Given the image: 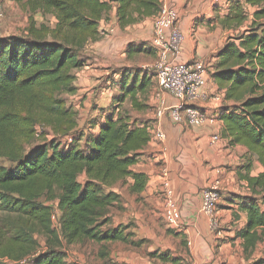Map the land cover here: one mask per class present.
Listing matches in <instances>:
<instances>
[{
  "label": "trees",
  "instance_id": "trees-1",
  "mask_svg": "<svg viewBox=\"0 0 264 264\" xmlns=\"http://www.w3.org/2000/svg\"><path fill=\"white\" fill-rule=\"evenodd\" d=\"M111 2L121 29L153 18L161 6L160 0ZM223 3V30H238L249 13L254 17L250 28L227 38L215 54L210 78L222 95V105L213 113L223 124L220 137L229 146H243L263 168L250 177V163L241 177L250 196L238 198L246 222L235 238L248 253L264 241V24L256 23L264 20V0ZM27 4L52 15L56 23L52 29L33 24L25 37L0 38V264H68L64 247L85 241L137 247L141 241H131V234H124L126 226L112 227L108 214L120 198L112 190L116 184L132 179V194L142 193L147 184V176L130 167L143 156L151 127L131 118L122 106L128 98L133 109L146 107L136 93L148 87L150 75L122 70L118 94L107 107L94 108L101 115L88 122L97 133L77 130L76 113L60 96L76 93L74 71L85 65L83 50L99 38V21L110 6L102 0ZM144 47L131 43L126 51L153 50ZM37 128H48L52 137L46 140ZM35 137L45 140L36 143ZM37 233L45 238L42 251H36ZM250 264H264V259Z\"/></svg>",
  "mask_w": 264,
  "mask_h": 264
},
{
  "label": "crops",
  "instance_id": "crops-1",
  "mask_svg": "<svg viewBox=\"0 0 264 264\" xmlns=\"http://www.w3.org/2000/svg\"><path fill=\"white\" fill-rule=\"evenodd\" d=\"M102 1L107 2L110 9L99 21V38L83 50L86 63L74 71L76 93L72 96L85 93L87 97H108V103L118 94L116 84L122 70L133 73L139 70L141 77L145 74L144 67L153 64L156 57L153 50L133 54L126 51L131 43L151 48L152 18L121 29L117 25L116 4L111 0ZM162 4L174 8L179 15L177 25L183 43L175 63L199 62L211 78L214 56L230 33L220 24L227 7L214 0H162ZM141 56L149 57V64L134 62ZM148 78V87L136 93L138 102L146 107L133 109L128 98L122 107L131 118L149 127L158 123L164 140L161 143L150 141L142 151L143 156L130 167L131 171L147 176L144 191L130 193L133 184L130 178L116 184L112 190L120 198L108 214L112 227H128L124 234H131L130 240L141 241V244L133 247L120 241L74 243L70 247L75 249L77 264H250L255 259H264L263 253H258L259 244L252 252L245 253L242 240L235 238V232L246 222L245 213L239 211L238 198L250 196L247 183L241 180L245 174L244 165L251 163L250 177L263 172V168L243 146H229L222 138L213 141L223 128L221 121L217 125L192 128L174 124L168 115L157 120L155 113L159 100L167 106L173 105L174 100L153 77ZM217 95L221 93L216 87L204 89L194 106L201 113L213 116L221 106L214 100ZM89 131L97 133V129ZM215 183L219 189L218 227L211 230L210 221L201 214L200 207L202 192ZM166 188L171 190L177 206L176 227H170L164 221Z\"/></svg>",
  "mask_w": 264,
  "mask_h": 264
},
{
  "label": "built area",
  "instance_id": "built-area-1",
  "mask_svg": "<svg viewBox=\"0 0 264 264\" xmlns=\"http://www.w3.org/2000/svg\"><path fill=\"white\" fill-rule=\"evenodd\" d=\"M216 3H223V0H214ZM160 10L152 18V32L150 45L156 54L154 63L155 78L158 85L174 100V104L167 106L164 101L159 100L156 108L157 120L168 115L170 120L176 125H186L197 128L204 125H217L216 116H208L199 111L194 106V102L199 97L202 90L209 88L207 72L199 62H189L185 64L175 63L180 53L183 43V36L177 25L179 15L177 11L162 4L160 0ZM249 11V8H245ZM2 6L0 3V18L2 17ZM213 86V85H211ZM217 103L222 102V97L214 96ZM150 141L161 143L164 134L157 123L149 129ZM221 140L220 132L213 137L214 142ZM218 183L206 188L202 192V202L200 212L210 221L211 230L218 227L216 217L217 205L219 201ZM164 197V221L170 227L178 226V210L173 200L171 190L165 189ZM56 215H52V222L55 223ZM190 245V243H188Z\"/></svg>",
  "mask_w": 264,
  "mask_h": 264
},
{
  "label": "rangeland",
  "instance_id": "rangeland-1",
  "mask_svg": "<svg viewBox=\"0 0 264 264\" xmlns=\"http://www.w3.org/2000/svg\"><path fill=\"white\" fill-rule=\"evenodd\" d=\"M0 3L2 6V12H3L2 17L0 18V38H5L9 36L25 37L28 33V29L33 24L35 28L44 26L45 28L52 29L55 26L56 20L52 15L42 13L39 10L31 9L29 5L27 4V0H0ZM251 14L252 13H249L247 15L246 21L244 22L243 26L240 29L231 30L230 33H228V35L226 36V40L227 38L236 37L238 36L239 33H242L248 28H250V26L254 22V17ZM256 23L264 24V20H258L256 21ZM155 57H156V54H155ZM148 60H149V57L141 56L139 58L137 57L134 62L137 64L139 63L149 64L147 63ZM154 63L153 64L150 63V65L145 66L144 70L146 73L150 75V78L152 77L154 78L156 84L158 85L157 80L155 78V71L153 67ZM207 76L209 79L210 77L208 73H207ZM211 85H213L212 82L211 83L209 82V86H210L209 88L214 87ZM101 87L108 89L106 85L104 86L102 85ZM117 91H118V87H117ZM81 94L82 93L78 94V96L62 94L60 98H62L66 102L67 107H71L72 110L76 113L75 121L77 123V130L84 131V133L87 134L88 132H90L88 128V122H90L89 120L94 119L97 116H100L101 113L98 111L99 108H102L106 104H109L110 101L107 103L108 97L101 99V98H98L97 95L92 96V97H87L85 93H83V96ZM220 97L222 96L220 95ZM218 104L222 105V103H218ZM93 108H97L98 110L93 111ZM41 132H45L46 140H49L53 135L48 128H46L44 131H41V128H37V134H40ZM42 140H45L44 137L43 138L35 137V140H33V142L39 143ZM62 140L63 142H67V139H62ZM248 162H250V160H248ZM0 163H3V162L0 160ZM245 166L247 165H244V167ZM256 167L257 166H255L254 168ZM83 180H84L83 177L79 178V182H82ZM48 204L51 205L52 203H48ZM52 206L54 207L55 204L53 203ZM33 238L34 240H36L38 244L36 251L44 250L45 249V238L39 233L35 234ZM259 245L260 246H258V253H261V254L263 253L264 255V241L260 243ZM64 251H65L68 264H77V259L74 253L75 249L73 247L67 246V247H64ZM28 258L29 256L26 257L25 260H27Z\"/></svg>",
  "mask_w": 264,
  "mask_h": 264
}]
</instances>
